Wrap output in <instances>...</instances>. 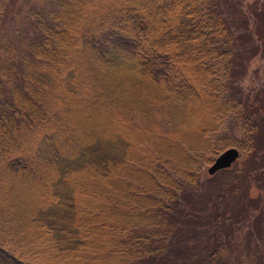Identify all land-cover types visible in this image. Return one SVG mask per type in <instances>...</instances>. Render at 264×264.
<instances>
[{
  "label": "trees",
  "instance_id": "16d2710c",
  "mask_svg": "<svg viewBox=\"0 0 264 264\" xmlns=\"http://www.w3.org/2000/svg\"><path fill=\"white\" fill-rule=\"evenodd\" d=\"M230 1L60 0L3 58L0 264H226L222 240L178 244L185 222H229L264 157V90L232 81ZM228 147L243 166L191 195Z\"/></svg>",
  "mask_w": 264,
  "mask_h": 264
},
{
  "label": "rangeland",
  "instance_id": "374dc122",
  "mask_svg": "<svg viewBox=\"0 0 264 264\" xmlns=\"http://www.w3.org/2000/svg\"><path fill=\"white\" fill-rule=\"evenodd\" d=\"M59 4L60 0H6L5 2L0 0L2 12V17H0V66L6 56L13 59L18 58L19 47L16 49V44L32 34L36 23L49 22L51 14L59 9ZM227 4L229 8L235 6L237 10L235 14L241 15L239 23L231 24L241 46V53L237 58L239 73L232 77L233 85L239 86L244 92L255 89L264 90V0H234ZM227 14L232 15L230 12ZM231 17L233 21V16ZM10 45L14 48L12 54L8 53ZM176 113L178 114V111ZM227 129L229 132H234V136H240L237 126L228 124ZM216 158L204 165L200 176V187L192 189L191 195L203 193L206 196L207 186L211 183L216 185L223 179L222 177L211 179L212 176L208 174V169ZM237 162L234 165L243 166L242 163ZM258 168L260 172L252 173L246 179L245 183L249 190L244 200L236 202L234 199H229L225 202L227 208L225 220L229 222H224L217 232L211 230V226L204 221L198 220L197 223L189 224L185 222L183 229L189 231L188 240L185 237L183 239L182 236L178 245H182L185 241L186 247L196 248L193 250L199 253L197 250L199 245L204 244L207 247L215 239H219L223 241L226 264H262L264 260V157L263 161L259 162ZM202 200L199 198L200 202ZM250 201L252 202L251 207L247 206ZM206 209L212 208L208 206ZM209 211L197 209V214L205 215ZM194 230L197 233H192ZM204 231L208 232L205 235L201 234ZM186 256L187 254L181 255V260L186 263L179 260L180 264L204 263L200 254L195 257Z\"/></svg>",
  "mask_w": 264,
  "mask_h": 264
},
{
  "label": "water",
  "instance_id": "95a60500",
  "mask_svg": "<svg viewBox=\"0 0 264 264\" xmlns=\"http://www.w3.org/2000/svg\"><path fill=\"white\" fill-rule=\"evenodd\" d=\"M241 157L240 150L235 147L227 148V150L220 153L214 163L210 165L208 174L210 176L216 175L219 171L228 170L234 166Z\"/></svg>",
  "mask_w": 264,
  "mask_h": 264
},
{
  "label": "bare ground",
  "instance_id": "6f19581e",
  "mask_svg": "<svg viewBox=\"0 0 264 264\" xmlns=\"http://www.w3.org/2000/svg\"><path fill=\"white\" fill-rule=\"evenodd\" d=\"M210 168V167H209Z\"/></svg>",
  "mask_w": 264,
  "mask_h": 264
}]
</instances>
